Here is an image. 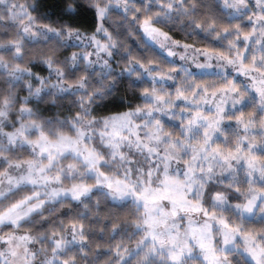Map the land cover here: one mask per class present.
Listing matches in <instances>:
<instances>
[{
    "label": "snow or ice",
    "instance_id": "6c2138e0",
    "mask_svg": "<svg viewBox=\"0 0 264 264\" xmlns=\"http://www.w3.org/2000/svg\"><path fill=\"white\" fill-rule=\"evenodd\" d=\"M0 264H264V0H0Z\"/></svg>",
    "mask_w": 264,
    "mask_h": 264
}]
</instances>
